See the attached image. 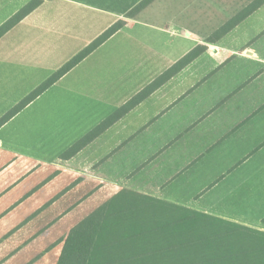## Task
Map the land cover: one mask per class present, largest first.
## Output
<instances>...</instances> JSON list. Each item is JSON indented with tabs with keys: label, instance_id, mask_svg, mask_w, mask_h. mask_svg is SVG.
Listing matches in <instances>:
<instances>
[{
	"label": "crops",
	"instance_id": "1",
	"mask_svg": "<svg viewBox=\"0 0 264 264\" xmlns=\"http://www.w3.org/2000/svg\"><path fill=\"white\" fill-rule=\"evenodd\" d=\"M29 1L0 0V13L8 12L0 26ZM227 1L212 0L208 19L218 9L221 19L207 20L205 31L177 15L129 20L118 31L120 54L134 49L124 44L145 46L144 38L162 45L145 56L144 72H134L119 100H92L54 84L0 127V264H59L64 237L123 189L264 230V200L251 195L264 184V4L208 42L254 0ZM61 6L83 10L81 25L105 10L90 0H48L0 39V118L36 87L21 47L34 35L44 39ZM156 11L175 13L171 6ZM199 45L207 49L83 149L64 156Z\"/></svg>",
	"mask_w": 264,
	"mask_h": 264
},
{
	"label": "trees",
	"instance_id": "2",
	"mask_svg": "<svg viewBox=\"0 0 264 264\" xmlns=\"http://www.w3.org/2000/svg\"><path fill=\"white\" fill-rule=\"evenodd\" d=\"M156 0H142L134 18ZM23 6L0 26V39L40 7ZM264 4L254 0L207 38L215 42ZM127 25L119 20L0 118V127ZM207 49L199 45L64 153L71 157ZM59 264H264V230L132 189H123L65 237Z\"/></svg>",
	"mask_w": 264,
	"mask_h": 264
},
{
	"label": "rangeland",
	"instance_id": "3",
	"mask_svg": "<svg viewBox=\"0 0 264 264\" xmlns=\"http://www.w3.org/2000/svg\"><path fill=\"white\" fill-rule=\"evenodd\" d=\"M45 1L48 0H42L40 7ZM90 1L103 5L105 10L98 14L91 13L88 18V24L81 25L80 19L83 20L82 17L85 13L83 10L66 9L65 6H61V9H58L54 13L57 22L50 27L49 30L47 29L45 31L47 34L44 39L40 38L36 40L34 35L33 39L30 37L27 44L22 45L21 54L24 52L29 58L27 60L28 69L36 72L29 76V84H36L33 90L93 42L99 35L110 28L115 22L119 20L128 22L131 19H135L136 17L130 18L127 16V13L142 0ZM214 1L216 2L217 0ZM223 1L226 3L228 2L227 0H221V5ZM238 2H240V0H238ZM163 6H171L174 11L177 10L178 7L180 8L175 11L176 14H158L156 8ZM211 6L212 0H156L141 13L145 14V17L158 15L157 19L160 20L177 15L174 17L183 25H189L199 29L203 27L205 31L208 26V21L216 24L217 20L221 19L219 9L216 10L215 19H208V12ZM125 9L130 10L127 13L125 12L126 14L124 13V17L121 18V11ZM5 11H8V9ZM14 14L15 13L7 18L12 17ZM3 15H8V12L1 10L0 19ZM69 20L73 22L74 28L67 33L66 24L69 23ZM42 27L43 26L38 28V30L42 31L40 30ZM209 27H212V25H209ZM121 34L117 32L113 35L105 44L88 56L74 70L72 69V71L67 73L59 82H56L54 87L74 88L76 91L92 98V100L98 99L102 100V102H115L119 100L121 94H123V90H126L127 85L134 77V72H144L146 65L145 56L148 54L152 55V49L160 48L162 45L161 42L159 44V40L144 38L143 42L145 46L140 44L137 46L138 43L124 44L134 49L123 50L121 55L120 49L117 50L116 42L117 37ZM153 34L160 36L158 32ZM31 63H33L32 66ZM261 182L264 183V178ZM262 186H264V184ZM262 186L255 185L251 189L253 201L259 199L264 200V189Z\"/></svg>",
	"mask_w": 264,
	"mask_h": 264
}]
</instances>
